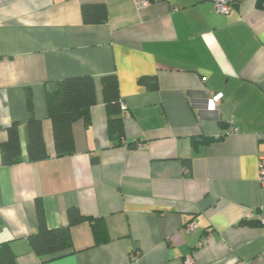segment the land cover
<instances>
[{
	"label": "crops",
	"instance_id": "1",
	"mask_svg": "<svg viewBox=\"0 0 264 264\" xmlns=\"http://www.w3.org/2000/svg\"><path fill=\"white\" fill-rule=\"evenodd\" d=\"M140 1L0 0V139L18 121L22 151L0 162V242L16 264H183L190 254L193 264H264L263 2L228 0L219 13L216 0ZM91 3L106 5V21L83 22ZM82 74L94 79L90 122L73 123L75 151L57 156L45 91ZM105 74L125 105L120 136L108 129ZM28 90L48 154L37 161L26 155ZM212 92L217 112L196 104ZM38 197L49 227L67 225L71 206L104 227L72 224L65 254L37 255Z\"/></svg>",
	"mask_w": 264,
	"mask_h": 264
},
{
	"label": "trees",
	"instance_id": "2",
	"mask_svg": "<svg viewBox=\"0 0 264 264\" xmlns=\"http://www.w3.org/2000/svg\"><path fill=\"white\" fill-rule=\"evenodd\" d=\"M264 0H257L262 3ZM81 16L85 23H99L107 19L104 3L81 5ZM141 82L150 88L155 86L153 77H142ZM101 89L104 104L108 114V129L117 136L122 135V115L118 81L115 74H105L101 77ZM29 91V90H28ZM47 118L50 119L55 146V154L64 156L75 151L72 125L76 120H82L86 125L90 122V107L95 104L94 79L91 75H73L53 81V88L45 91ZM28 119L26 122L27 160L37 161L48 157L45 139L42 131L41 118L35 117L32 110L30 91L27 93ZM3 130L6 138L0 139L1 165H10L21 161V144L19 137V122L12 121ZM195 143V140H192ZM37 231L28 236L32 250L37 255L58 257L66 253L72 246L69 227L72 224L88 220L92 222L94 231L101 230L102 221L83 215L76 207L67 209L68 223L65 226L49 227L41 198L35 200ZM0 264H16L8 242H0Z\"/></svg>",
	"mask_w": 264,
	"mask_h": 264
},
{
	"label": "built area",
	"instance_id": "3",
	"mask_svg": "<svg viewBox=\"0 0 264 264\" xmlns=\"http://www.w3.org/2000/svg\"><path fill=\"white\" fill-rule=\"evenodd\" d=\"M152 1H157V0H141L139 2V7L144 6L146 4H148L149 2ZM263 7H264V1H263ZM233 6V1H228V0H216L215 4H214V8L216 12L219 13H228L231 8ZM222 99V93L220 92H212L211 95L209 97L206 98V100L204 101V103H196L197 105H201L206 111L209 112H217V107L220 104ZM120 107L123 110H125V105L124 103H122L120 101ZM227 134L229 133H236L238 130L236 127L234 126H230L227 130ZM140 144L136 143V147H139ZM258 177H259V181L261 182V184H264V152H261L259 154V171H258ZM261 224L264 225V215L261 216L259 218ZM196 227V224L194 221H190L187 222L184 226H183V230L185 232H192L194 231ZM183 264H193V258L190 255H186V257L183 260Z\"/></svg>",
	"mask_w": 264,
	"mask_h": 264
}]
</instances>
